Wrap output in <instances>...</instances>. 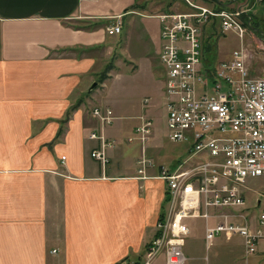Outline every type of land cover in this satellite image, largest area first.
Masks as SVG:
<instances>
[{
	"label": "crops",
	"instance_id": "1",
	"mask_svg": "<svg viewBox=\"0 0 264 264\" xmlns=\"http://www.w3.org/2000/svg\"><path fill=\"white\" fill-rule=\"evenodd\" d=\"M154 1L0 0V264L142 260L165 211L166 183L137 178L135 167L130 173L123 162L128 145L118 141L120 124L101 127L90 109L112 110L101 90L130 61L142 59L148 68L151 53L159 60V13L190 10L183 0ZM197 2L211 9H241L264 26V8L252 12L250 0ZM117 20L121 32L108 35L106 26ZM211 26L212 19L204 33ZM203 35L204 54L212 65L230 58L231 52L219 55L213 41L204 43ZM208 43L213 50L207 52ZM246 64L251 75L264 72L262 63ZM103 75L107 78L100 81ZM92 81L96 88L88 90ZM112 112L116 120L125 117ZM94 129L115 141L106 150L105 168L91 157L99 146L88 139ZM156 172L149 169L148 175ZM154 180L161 183L156 186ZM199 220L205 227L204 219H190V232Z\"/></svg>",
	"mask_w": 264,
	"mask_h": 264
},
{
	"label": "built area",
	"instance_id": "2",
	"mask_svg": "<svg viewBox=\"0 0 264 264\" xmlns=\"http://www.w3.org/2000/svg\"><path fill=\"white\" fill-rule=\"evenodd\" d=\"M183 1L189 11L157 15L158 57L164 69L162 97L168 138L186 145L188 156L172 168L156 163L145 147L152 119L139 116L140 124L127 138L128 142L137 140L141 148L135 160L136 177L163 180L169 199L142 260L122 264H154L159 257L163 264H186L183 246L190 219L205 220L206 247L220 232L240 236L246 260L264 239V206L257 218L244 211L247 179L264 176V77H252L246 64L244 11H218L197 0ZM213 17L219 18L222 33L232 31L240 40L230 58L216 65L205 56L202 43L204 27ZM121 28L117 20L106 26V32L117 35ZM91 114L101 127L115 119L109 107H94ZM88 139L98 141L91 157L105 168L109 163L106 150L115 141L107 140L99 129L91 130ZM149 169H156V174L148 175ZM260 204L258 199L256 206Z\"/></svg>",
	"mask_w": 264,
	"mask_h": 264
},
{
	"label": "rangeland",
	"instance_id": "3",
	"mask_svg": "<svg viewBox=\"0 0 264 264\" xmlns=\"http://www.w3.org/2000/svg\"><path fill=\"white\" fill-rule=\"evenodd\" d=\"M160 1L161 0H155L154 3L157 4ZM167 1L174 2L175 0ZM250 2L254 4L252 11L254 13L260 12L261 9L264 8V3L262 2L255 0H250ZM176 3L180 4L182 2L176 0ZM218 25V21H215L212 25L213 27L211 26L213 29L210 27L207 28L203 35L204 43L209 40L213 41L216 44L215 50L219 55L232 52L234 48H238L240 42L238 35L232 31L223 34ZM245 29L246 31L242 42L247 53V63H253L254 66H257L259 63L264 65L259 50L262 47L261 49L264 51V42H261V39H264V37L261 36V31H264L263 23L261 21L252 22V25L248 27L245 26ZM213 31L214 34L210 38L209 35H211ZM132 44L135 45V42ZM143 47L144 45H142V48ZM129 54L134 55L135 53L131 51ZM129 54L127 53V55ZM151 56L152 58L149 60L151 65L148 63L147 65H150L148 68L145 66L146 64L142 59H136L137 61L129 60L131 66H124L119 69V72L112 77V80L107 81L105 83V88L101 90V98L104 104H108L115 113L125 116L121 119L118 118L119 120L115 118L111 126L116 123L121 126L122 132H120V140L118 139V141L120 144L123 143V145H128L125 147L127 149L125 153L127 160L124 159L123 162L127 163L126 165L130 173L134 171V156L140 154V149L137 140L128 142L127 138L132 135V128L140 124L139 115L152 119V132L145 147L146 153L156 163L169 167L188 156L186 145L172 142L168 138L166 112L164 108V99L162 97L164 69L157 56L153 53H151ZM139 57H145V55H139L138 58ZM109 69L110 68H107L106 73H108ZM251 76L264 77V72L259 76ZM105 78H107L106 75L99 77L100 81H103ZM94 82L96 81H92L91 85ZM95 88L96 86L93 89ZM145 99H147V103H144ZM151 182L156 186L161 183L156 180ZM246 187V208L244 211L247 215L257 218L261 208L264 206V176L248 178ZM258 199L261 200L259 207L256 206ZM165 209L166 202H163L161 210L164 211ZM199 221L200 226L192 230L186 239L187 244L184 248V252L186 256H190L187 257L186 264H264V239L259 243L257 251L246 260L243 253V241L238 235L220 232L214 237L210 245L206 247L204 242L203 220ZM210 224H214V221L211 220ZM188 247L191 248L190 253H186Z\"/></svg>",
	"mask_w": 264,
	"mask_h": 264
},
{
	"label": "trees",
	"instance_id": "4",
	"mask_svg": "<svg viewBox=\"0 0 264 264\" xmlns=\"http://www.w3.org/2000/svg\"><path fill=\"white\" fill-rule=\"evenodd\" d=\"M171 2V1H170ZM171 3H168V5H170ZM216 10H221V8H218V9H216ZM241 18H242V22H243V25L244 26H246V27H248V26H251L252 25V20H250V15H248V14H242V16H241ZM215 21H218V23L220 22L219 21V18H217V17H213L212 18V25L214 24V22ZM214 34V32L213 33H211V35H209V37L211 38L212 37V35ZM205 49H206V51L208 52V51H211V50H213V45L212 44H210V43H208L206 46H205ZM209 58V57H208ZM211 58H209V60H210ZM211 61V60H210ZM102 79V78H101Z\"/></svg>",
	"mask_w": 264,
	"mask_h": 264
},
{
	"label": "water",
	"instance_id": "5",
	"mask_svg": "<svg viewBox=\"0 0 264 264\" xmlns=\"http://www.w3.org/2000/svg\"><path fill=\"white\" fill-rule=\"evenodd\" d=\"M97 85V82H94L92 85H90L89 89L88 90H91L92 88H94L95 86ZM169 199V196L166 195V198L165 200L167 201ZM259 203V202H258Z\"/></svg>",
	"mask_w": 264,
	"mask_h": 264
}]
</instances>
